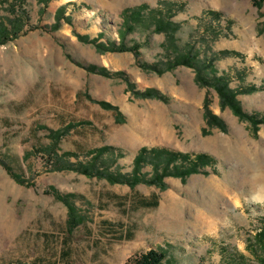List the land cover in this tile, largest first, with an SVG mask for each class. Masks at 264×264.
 Wrapping results in <instances>:
<instances>
[{
    "label": "rangeland",
    "instance_id": "rangeland-1",
    "mask_svg": "<svg viewBox=\"0 0 264 264\" xmlns=\"http://www.w3.org/2000/svg\"><path fill=\"white\" fill-rule=\"evenodd\" d=\"M25 9L17 36L0 43V264H126L150 248L165 253L162 264H264L263 191L246 188L264 177V124L255 131L220 108L192 67L157 71L181 56L210 62L241 108L264 117V0H26ZM3 16L12 14L0 4ZM79 35L126 50L100 52ZM147 88L163 100L133 93ZM206 96L223 128L207 125ZM143 126L163 133L144 138ZM142 147L190 154L171 172L198 154L211 162L161 188L146 182L162 170L156 158L134 170ZM66 194L70 207L55 198Z\"/></svg>",
    "mask_w": 264,
    "mask_h": 264
},
{
    "label": "trees",
    "instance_id": "trees-1",
    "mask_svg": "<svg viewBox=\"0 0 264 264\" xmlns=\"http://www.w3.org/2000/svg\"><path fill=\"white\" fill-rule=\"evenodd\" d=\"M40 2H43L45 5L50 0H39ZM1 6H6L7 11L9 14H12V17L3 16L0 17V43H5L12 39L13 37H16L19 33L20 29L24 26L25 19L27 16L26 13V0H0ZM61 12V10H60ZM68 19L67 17H63ZM60 17L58 15V18L54 25L51 27V29H57L60 25L59 23ZM28 26V23H26ZM161 31V30H160ZM83 41H88L91 43H94L96 46V49L100 52L105 51H123L126 49H121V47H114L113 45L109 43H102L97 42L96 39L88 40L86 36H78ZM134 48V47H133ZM132 48V49H133ZM178 65H186L189 67L194 68L195 71V80L196 82L202 86L206 87L209 86L213 88L219 97V104L220 108H229L234 115H236L240 120L248 121L251 124V127L253 130H257L259 124H264V117H258L255 114H249L246 113L240 106L236 95L239 92L238 90H234L229 87L228 82L226 79L222 76H219L216 74V72L213 70L212 63H197L195 60L192 59V56H181L177 59L170 60L168 65L161 69L157 70L158 72H164L167 70H172L174 67ZM143 67H146L147 69H152L150 65H141ZM89 70L96 71L99 74L107 75V71L104 67H97L95 65H89L87 67ZM210 72V73H208ZM210 75V76H208ZM249 90H252V88H249ZM248 90H240V92H246ZM134 95L140 96V97H154L163 100V96L159 94L155 89L147 88L143 90L142 92L134 91ZM210 101L208 100L207 96L203 100V110H204V117L206 120V123L208 126H218L220 128L224 127V123L221 120L220 117L213 114L209 108ZM100 104H103L105 107L112 109L113 111H118L117 107L110 105L109 103L100 102ZM159 154L163 155V158L159 157ZM147 156L156 158L155 160V167H161V164L163 165L162 170L158 171L154 169L153 175L151 178H149L146 182L148 184H156L160 185L161 188L164 187L163 183L161 182L162 179L165 176H176L181 177V179L186 178L189 174L196 172L198 169V163H200L201 160L204 159V162H211L209 157L205 154H198L195 156V160L191 166L180 168L178 172H171L168 169V165L170 162H175L177 159H180L182 161H185L190 157V154H182L181 152L172 151L165 148H147L142 147L139 149L138 153L136 154L134 158V170H138L137 163L141 162L142 160L146 159ZM175 166V165H173ZM67 169H75V167H72L71 163L66 165ZM79 172L84 173L88 176H99V177H106L109 181L117 182L118 180L115 179V177L110 176L109 174H106L102 171L93 170V168L90 169L87 165H80L77 167ZM175 169L177 167H174ZM93 170V171H92ZM140 180V179H139ZM138 181V180H137ZM136 180L133 181V183L137 182ZM132 185V182H131ZM72 196V194H66V195H55V198L58 200H61L62 202H66L67 206L70 207L69 200ZM71 210V209H70ZM76 222V219L74 217V211H71V214L68 217V223L74 224ZM264 251V248H263ZM165 258V253L162 250L156 249V248H150L147 251L143 253L136 254L135 256L129 258L126 262V264H162V260Z\"/></svg>",
    "mask_w": 264,
    "mask_h": 264
},
{
    "label": "bare ground",
    "instance_id": "bare-ground-1",
    "mask_svg": "<svg viewBox=\"0 0 264 264\" xmlns=\"http://www.w3.org/2000/svg\"><path fill=\"white\" fill-rule=\"evenodd\" d=\"M68 1V0H67ZM151 118V117H150ZM136 129V128H134ZM138 129V128H137ZM136 129V130H137ZM151 127L149 126H143L141 127V131H142V135L144 138H148V139H151V138H157L159 135L161 136V133H163L161 130H158V131H155V130H150ZM122 130V129H121ZM115 135L119 138H125L126 135H128L126 132L124 131H120V130H116L115 131ZM133 133V132H132ZM125 140V139H124ZM241 160V158H240ZM249 160V159H248ZM247 161V159H246ZM245 162V161H244ZM251 162V160H250ZM252 163V162H251ZM253 164V163H252ZM245 165V164H244ZM250 166V164H249ZM244 167V166H243ZM251 167V166H250ZM253 167V165H252ZM255 175V174H254ZM244 179V178H243ZM250 179V180H249ZM249 181L246 182V188L251 191V192H256L257 191H260V189H262L263 193L261 194V198H264V177H262V175H259V174H256L253 178H250L249 177ZM241 181V180H240ZM243 183V182H242ZM244 184V183H243ZM229 185V184H228ZM221 187V186H220ZM213 191V190H212ZM205 194V193H204ZM204 196V195H203ZM215 196V195H214ZM200 200V199H199ZM206 202V201H205ZM204 204V203H203ZM217 205V204H216ZM205 208V207H204ZM210 212H209V215H207L208 217H217L218 216V212L216 211V208L215 207H211V210L208 209ZM208 213V212H207ZM224 213V212H223ZM221 214V213H219ZM206 215V214H205ZM223 215V214H222ZM220 216V215H219ZM224 216V215H223ZM205 218V217H204ZM221 218V217H220ZM210 219V220H211ZM219 219V218H218ZM200 220V219H199Z\"/></svg>",
    "mask_w": 264,
    "mask_h": 264
}]
</instances>
